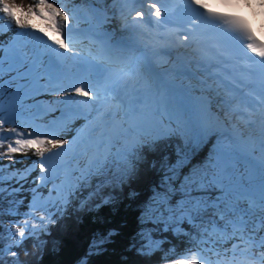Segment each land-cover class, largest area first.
Wrapping results in <instances>:
<instances>
[{"label":"snow or ice","instance_id":"6c2138e0","mask_svg":"<svg viewBox=\"0 0 264 264\" xmlns=\"http://www.w3.org/2000/svg\"><path fill=\"white\" fill-rule=\"evenodd\" d=\"M113 2L121 5L118 11L127 33L126 38L115 42L108 39L107 33L79 27V22L87 23L89 16L78 15L76 8L57 6V0L28 4L23 0H0V36L4 35L5 19L12 32L7 48L0 41V77L3 57H7L9 71L17 73L12 80L33 77L39 84L43 79L46 83L41 88L51 86V91L64 97L56 103L71 105L67 110L71 115L61 113L46 126L11 106L7 110L0 108V147H6L0 156L32 152V156L25 157L31 160V166L23 173L12 171L5 176V166L0 165V193L6 190L3 185L7 180L19 184L18 188L9 185V195H14L23 188L20 181L27 182L28 176L38 170L32 181L35 186L28 211L22 220L11 221L5 229L7 242L0 247V264H22L18 250L24 241L39 240L38 234H46L49 225L55 224L74 200L81 210L110 203L113 197L105 195L103 189L123 186L138 174L146 159V140L154 146L161 139L174 136L179 138L175 160L168 156L162 159V175L141 212V223L162 225L157 231H172L189 238L190 247L184 258L174 264H264V71L256 90L237 77L235 69L214 63L210 57L195 61L197 72L183 67L165 68L162 72L154 63L156 58L170 54L172 44L190 48L198 36L207 35V26L215 28L219 24L222 30L220 38H213L216 43L243 41L239 51L243 53L246 48L254 53L260 58L255 63L264 67V40L243 18L212 11L204 0H187L186 8L170 6L174 0ZM88 11L99 19L98 10ZM178 14L185 17L180 24L173 19ZM34 20L43 22V26L38 27ZM169 24L174 28L167 33L160 31ZM152 29L157 30L155 35ZM233 33L238 34L240 41ZM28 35L43 40L55 57H44L36 48L24 44L21 38ZM142 38L149 42L140 48L138 42ZM161 39L169 44H159ZM85 40L99 42L96 54L91 56L90 52L91 58L69 78L62 70L60 58L70 53L79 57L77 45ZM133 51L142 55H130ZM240 58L236 56L237 60ZM180 75L196 84H175L172 77ZM66 78L70 82L65 85ZM245 87L253 88L255 98L250 99L252 92L245 93ZM195 91H216L220 95L221 116L215 122L207 118L206 101L193 96ZM233 94H239V101ZM141 103L145 108L136 107ZM76 116L84 122L71 139L65 138L64 133L70 131L69 121ZM257 123L258 138L249 136L242 142L241 128H253ZM209 145L206 159L199 161L197 157ZM151 167H157L155 161ZM42 188H48L47 197L39 192ZM84 189H89L86 196ZM9 214L19 215L12 209ZM3 227L0 221V228ZM112 235L110 231L94 239L79 264H88L86 257ZM138 235L146 241L139 249L145 255L160 248L163 242L153 239L151 230L142 229ZM4 240L0 233V241ZM36 246H40L39 242ZM5 254L11 259L5 261Z\"/></svg>","mask_w":264,"mask_h":264},{"label":"trees","instance_id":"16d2710c","mask_svg":"<svg viewBox=\"0 0 264 264\" xmlns=\"http://www.w3.org/2000/svg\"><path fill=\"white\" fill-rule=\"evenodd\" d=\"M62 0H57L59 3ZM20 2V0H17ZM25 4L33 3L35 0H23ZM5 145L8 141L4 142ZM175 141L161 139L154 146L149 143L144 148L145 161L139 166L138 174L131 180L124 182L123 186L115 188L106 186L103 189L105 195L111 194L113 199L108 204H101L99 208L91 207L81 210L79 202L74 200L62 217H57L55 224L49 225L46 234H38L39 240L29 238L24 241L23 246L18 250L22 264H79L81 258L85 257L90 250L94 239L107 235L110 231L114 233L107 242L98 250L93 249L92 254L87 256L88 264H171L179 255L185 253L190 247L189 238L183 235H175L172 231H157V226L152 223L142 224L140 215L144 206L149 202L153 194V186L160 180L162 172L160 163L165 156L175 160ZM207 146L197 157L203 161L208 154ZM0 152H6V147H0ZM11 153L0 156V165L10 159ZM155 161L157 167L152 168ZM6 169V171H5ZM10 171L4 167V175ZM5 188V186L3 185ZM10 191V190H9ZM6 189L0 193V221L4 227L0 233L5 236L0 241V247L7 242L5 229L10 225L9 210L18 208L19 216L27 212L22 208L26 205L20 203L16 194L9 195ZM89 189H84L87 195ZM15 201V204H13ZM95 201L94 203H97ZM188 229L187 225H184ZM151 230L153 239L162 240L160 248L150 254H142L139 249L146 242L138 233L142 230ZM39 242L40 246L37 247ZM27 249V254L25 253ZM11 257L4 255V260Z\"/></svg>","mask_w":264,"mask_h":264},{"label":"rangeland","instance_id":"374dc122","mask_svg":"<svg viewBox=\"0 0 264 264\" xmlns=\"http://www.w3.org/2000/svg\"><path fill=\"white\" fill-rule=\"evenodd\" d=\"M95 5H96V3H94L93 1L91 3H88V6L91 9L94 8L97 10ZM57 6H63V7H66L68 9H73V8H76L78 10L82 9L84 11V9L82 8L81 5H79L77 7L76 0H62L59 3H57ZM88 6L85 7V11L89 10ZM77 14L82 15V11H78ZM88 16L91 20L94 21L95 18H93V16L90 13H88ZM95 20L99 23L98 19H95ZM33 22L36 23L38 27L43 26V22H41L39 20H34ZM7 23L8 22L5 19V21H4V24H5L4 35L0 36V41H3L5 43V47H7V42L12 35V32L9 31L7 28ZM78 26L83 27V28H90L91 30L96 31V32L98 29L94 25H90L89 22L84 23V22L80 21ZM13 30L14 31L16 30L15 26H13ZM36 35H41V34L37 32ZM25 39H29L28 44L25 41ZM21 40H22V42L27 44L30 48H32V47L40 48L41 51H38L40 54L46 50V48L44 46V41L43 40H36L35 37L32 35L22 37ZM98 43H99L98 41H94V43L92 44L94 46L91 45L94 48V50H95L96 46L98 45ZM84 46H89V44L86 43L85 41L78 43L76 50L80 52L83 50ZM46 56H48V55H46ZM46 56H44V57H46ZM3 59H4L3 73H2V77H0V108L7 110L11 106L16 110H19V111L27 114L28 116L33 117L35 114V105H37L39 109H42L43 111H45V113L48 112V114H47V116L46 115L38 116L36 118L37 121L35 120V122L40 124L39 122L42 121L45 117V126L50 124V122L54 120L53 119L54 115L60 114L58 106L62 105V103H56V102L64 99L62 94L51 91V86L46 87V88H41L40 85L46 83V81L43 79L39 81V84H37L35 82L33 77H25L23 79L12 80L11 78L13 76H16L17 73L15 70L9 71L8 58L3 57ZM68 60H71V58H69ZM10 80H11V83H9ZM13 94H15V96H13ZM48 100L53 105H55V107L45 105L44 102H46ZM22 107H23V109L21 110ZM81 123H83V122H81ZM69 125H70V131H68L67 133H64V137L71 139V137L75 134L76 127L79 126V124H74V121L71 119L69 121ZM31 154L32 153H30L28 155L25 153H17V155H15L16 158H19V157H23V158H20V159H14L13 158L12 162H10V161H7V162H9V165L21 167L20 169L25 171L26 168L29 166V164L27 163V161L24 157L30 156ZM19 173H21V172H19ZM35 174L36 175L38 174V170L35 171ZM28 177H30L29 182L20 181V183L24 182V183H22L23 184L22 189L25 192L24 195H27L28 192L31 191L32 187L35 186L32 183V181L34 179V178H32V174ZM10 184H12V187H17V186L19 187V184H13L11 181H7V180L5 181V186L7 189H10L9 188ZM23 210H27L26 207H23ZM13 211H16L19 213L18 208L13 210ZM8 219L10 221L22 220L23 215H20V216L19 215H9ZM184 256H185V253L179 255L178 260L184 258ZM174 262H172L171 264H174Z\"/></svg>","mask_w":264,"mask_h":264},{"label":"clouds","instance_id":"9594fccd","mask_svg":"<svg viewBox=\"0 0 264 264\" xmlns=\"http://www.w3.org/2000/svg\"><path fill=\"white\" fill-rule=\"evenodd\" d=\"M94 3H96V8H97V10H98V12L100 13V11H101V9H102V6H103V4L105 3V0H92ZM76 5H81L82 6V8H85L86 6H88V3H82V1L81 0H76ZM88 8L89 9H91L89 6H88ZM89 12V11H88ZM89 23H96V20L94 19V21L93 20H90V21H88ZM149 143H151V142H149ZM149 143H147V141H146V144L148 145ZM145 148V147H144ZM144 150V149H143ZM30 153H32L31 151H28L26 154L28 155V154H30ZM15 155H17V153H11V158L10 159H8V160H6V161H4L3 162V164H5V168H7L10 172H12V171H19L20 170V168L21 167H16V166H12L11 168H9V167H7V166H9V162H7V161H10V162H12V159L14 158V159H20V158H23V157H19V158H16V156ZM30 156H32V154L30 155ZM26 157V156H25ZM24 157V158H25ZM206 157H207V155L205 156V157H203V160H205L206 159ZM34 158V157H33ZM26 159V161H27V163L29 164L30 163V160L29 159H27V158H25ZM15 162V161H14ZM14 169V170H13ZM5 176H7V175H5ZM4 186H5V183H4ZM50 187H51V185H49ZM17 188H18V186H17ZM5 189H7L6 188V186H5ZM8 191L10 190V189H7ZM24 190L22 191V189L20 190V191H18V192H16L15 194H16V196H17V199L20 201V203H24L26 206V209L28 210V204H29V202L30 201H28L26 198L29 196V192H28V194L27 195H24ZM44 197H47L46 196V194H45V196ZM23 209V208H22Z\"/></svg>","mask_w":264,"mask_h":264},{"label":"bare ground","instance_id":"6f19581e","mask_svg":"<svg viewBox=\"0 0 264 264\" xmlns=\"http://www.w3.org/2000/svg\"><path fill=\"white\" fill-rule=\"evenodd\" d=\"M106 1V0H105ZM117 21H114V22H111L110 23V25L108 24L106 27H107V30L109 31V29H111V30H117V23H116ZM108 37H109V35H108ZM49 51V50H48ZM53 55H54V57H55V53H53ZM69 58V56H67V57H63V58H60V60H67ZM69 67L71 68V69H73V66L70 64L69 65ZM216 112H219V116H221V112L217 109V108H215L211 103H210V106H209V108H207V113H206V115H207V118L210 120V121H212V122H215V120H216V118L218 117V115H216ZM80 117L79 116H77L76 117V119L78 120ZM5 171H6V169H5ZM48 195V191L46 192V196Z\"/></svg>","mask_w":264,"mask_h":264}]
</instances>
